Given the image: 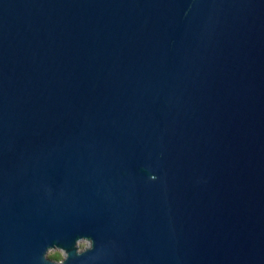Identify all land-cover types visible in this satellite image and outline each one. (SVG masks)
<instances>
[{
  "label": "water",
  "instance_id": "obj_1",
  "mask_svg": "<svg viewBox=\"0 0 264 264\" xmlns=\"http://www.w3.org/2000/svg\"><path fill=\"white\" fill-rule=\"evenodd\" d=\"M0 264H264V0H0Z\"/></svg>",
  "mask_w": 264,
  "mask_h": 264
},
{
  "label": "rangeland",
  "instance_id": "obj_2",
  "mask_svg": "<svg viewBox=\"0 0 264 264\" xmlns=\"http://www.w3.org/2000/svg\"><path fill=\"white\" fill-rule=\"evenodd\" d=\"M87 244H88V243H87L86 241H81V242H79V248H80V249H83L84 247H86ZM47 256H48L49 258H52V259L56 260V261H61V260L64 259L65 254H64V252L61 251V250H58V249H52V250H50V251L48 252Z\"/></svg>",
  "mask_w": 264,
  "mask_h": 264
}]
</instances>
